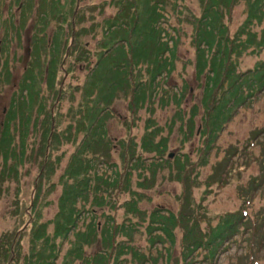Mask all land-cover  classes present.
<instances>
[{
    "label": "trees",
    "instance_id": "obj_1",
    "mask_svg": "<svg viewBox=\"0 0 264 264\" xmlns=\"http://www.w3.org/2000/svg\"><path fill=\"white\" fill-rule=\"evenodd\" d=\"M163 1L113 0L116 6L115 13L100 20L92 18L88 26L82 24L84 12L80 7L72 21L69 19L73 13L75 0H68V9H64L65 3H61V0H39L36 7L33 0H14L12 3L19 7L16 20L13 14L4 18L0 12V27L3 29V35L0 38V87L4 83L8 84L11 78V72L7 66L8 59L4 58L7 45L12 35H16L19 45L20 33L25 27L26 20L32 14L35 16L31 27L33 32L29 40L27 63L0 122V180L16 176L18 166L26 158L25 148L28 145H31V151H34L33 160L38 159L41 167L32 199L33 219L29 223V250L22 258L24 263L55 264L64 242H67L69 247L66 248L60 264H74L76 260H80L81 264H120L123 260L122 256L126 254L139 257V251L132 246L119 241L115 245L113 241L116 233L129 235L134 232L129 230L130 233H128L124 229L129 217L125 216L123 221L113 229L111 225H105L98 230V224L94 222L92 206L104 205L103 193L106 192L105 195H108L107 189L115 183L109 177L98 174L95 165L97 163H105L107 166L113 164L108 160L110 144L106 137L105 122L111 117L109 109L114 99L120 94L126 96L131 93V66L134 63L145 64L146 69L150 71L152 62L148 52L158 47L159 53L162 54V47L165 51L170 48L167 39L163 40L162 30L157 26L159 17L162 16L158 12V3ZM232 1L209 0V4L197 19L193 37L196 47L195 72L198 76H204L203 98L205 100L210 98V104L203 103L205 106L204 131L211 134L218 132L219 128L233 116L237 106L246 99L250 100L259 91H264V59L257 61L252 68L240 71L236 60L231 57V54L238 57L248 47L257 52L264 47V30L257 38L256 32H249L246 28L252 21H261L264 0H248V17L245 23L233 36L229 37L228 30L225 29V32L223 30L224 26L218 13L220 5L224 4V7L228 8ZM211 8L216 10L214 17L208 16ZM53 19L56 21V26L53 32L48 34L47 28ZM65 23L68 24L70 33L65 30ZM99 26L101 36H96ZM86 34L96 39L94 49H89L87 42L83 41L82 37ZM242 35L245 39H242ZM166 37L173 41L172 36ZM175 39L177 40V37ZM202 44L205 47L201 46ZM173 45L174 42L172 47ZM91 56L92 59L89 58ZM65 58L69 59L70 63L69 68L63 70L61 63L66 60ZM78 61L83 62L82 67L86 69L83 81L74 88L78 90L79 97L67 111L69 121L65 127L58 128L65 116L46 107L45 93L51 94L50 97L55 99L60 71L63 70L64 73L72 71L70 66ZM156 75L157 73H153L150 79L153 80ZM60 95L62 96L61 91ZM173 96V102L177 107L174 113L175 119L180 122V126H185L186 120L178 109L181 95L174 93ZM130 102L133 108L140 105L135 101L134 95L131 96ZM163 103L167 104L162 101L161 105ZM150 111H152L151 108ZM192 118L193 116H190L187 119L189 133L192 130ZM147 121H149L147 130L140 137L139 142H134L132 139L127 141L122 158L128 155V161H143L142 154L152 152V158H154L150 162L155 166L151 169L152 175L158 168L163 167V163L167 165L170 161L163 160L166 140L154 139L161 130L160 127L151 118ZM210 138L207 140H212ZM64 144L71 145L74 150L57 179L52 180V175L64 158L65 151L60 150ZM53 152L56 153L49 160ZM175 161L176 165L178 163L177 166L181 167L183 159L182 161L175 159ZM224 173L225 170L220 171L217 180L223 179ZM55 185H59L60 188L56 199V211L51 219L41 220V210L47 202L40 200V197L47 195ZM129 211L138 213L133 206L129 208ZM153 211L151 216L156 218L151 222L157 225L155 228L148 224L147 240L150 244L167 241L172 245L173 229L180 225L183 228L182 264H192L193 252L197 249L203 250V258L210 262L223 243L239 233L241 226L251 225L240 211L218 215L215 223L208 225L206 230L198 226V221L202 220L198 216L201 215L196 216L190 210H181L176 215L173 213L158 215L157 210ZM83 215L90 217L81 229L79 224L85 223V219L81 218ZM261 225L263 224L257 226V231L261 229ZM155 230L159 233H154ZM97 232L101 234L102 248L99 252L88 256L84 253L85 246L95 241ZM103 234H106L105 238H102ZM21 236L20 234L16 238L11 237L10 240L0 239L9 248L0 251V264H7L11 253L16 259L20 250ZM129 239L130 237L127 240ZM112 248L115 252L111 257ZM169 249L171 250L169 247L166 251L165 264L168 263ZM158 256L161 255L158 254ZM146 260L147 257L144 256L138 262L145 264ZM153 261L156 259L153 258Z\"/></svg>",
    "mask_w": 264,
    "mask_h": 264
},
{
    "label": "rangeland",
    "instance_id": "obj_2",
    "mask_svg": "<svg viewBox=\"0 0 264 264\" xmlns=\"http://www.w3.org/2000/svg\"><path fill=\"white\" fill-rule=\"evenodd\" d=\"M12 1L14 0H0V12L4 18L13 14L16 20L19 7ZM33 1L36 7L39 0ZM61 3H65L64 9H68V0H61ZM248 3V0H233L228 8L224 7V4L220 5L218 15L224 26L223 30L224 32L225 29L228 30L229 37L233 36L245 23L248 17ZM208 4L209 0H164L158 3V12L162 16L159 17L157 26L162 30L163 40L167 39L170 48L165 51L162 47V54L159 53L158 47L148 52L152 62L150 71L146 69L145 64L134 63L130 69L131 93L126 96L120 94L114 99L109 109L111 117L105 122V130L110 144L108 160L113 163V166L97 163L95 168L98 174L109 177L115 183L107 189L108 195H105L106 192L103 193L104 205L98 207L93 205L92 213L95 216L94 222L98 224V230L105 225H111L113 229L123 221L125 216L130 218L124 229L128 233H130L129 230L134 232L129 235L116 233L113 241L115 245L119 241L132 246L139 251V257L126 254L122 256L123 260L120 264H139L138 261L144 256L147 257L145 264H153V262L165 264V255L169 247L171 250L169 249L167 264H182L183 228L180 225L173 229L172 245L167 241L150 244L147 240L148 224L155 228L157 225L151 222L156 218L151 216L153 210H157L158 215L168 213L176 215L181 210H190L196 216L201 215L198 216L202 219L198 221V226L202 230H206L208 225H213L218 215L240 211L251 225L241 226L239 233L224 242L210 262L203 258V250H195L192 264H264V91H259L256 97L246 99L237 106L233 116L219 128L218 132L211 134L204 131L205 106L203 103L210 104V98L206 100L203 98L204 76H198L195 72L196 47L193 37L197 19ZM79 7L84 12L82 24L85 26L90 25L92 18L100 20L112 16L116 11L113 0L112 3L111 0H78V2L75 0L73 13L69 18L71 21ZM97 7L99 8L96 9ZM262 9L261 21L255 20L250 26H246L249 32H256L257 38L264 30V6ZM215 15L216 10L211 8L208 16ZM34 19L35 16L32 14L26 20L25 27L20 33L19 45L16 35H12L4 52L6 55L4 58L8 59L7 66L11 72V78L8 84L4 83L0 87V122L27 63ZM55 26L56 21L53 19L48 25V34L53 32ZM64 27L70 33L67 23ZM2 35L3 29L0 27V38ZM98 35L101 36L100 26L96 36ZM166 36H172L173 41ZM241 37L245 39L244 35ZM82 39L87 42L89 49H94L95 38L86 34ZM201 46L205 47L204 44ZM232 55L231 57L237 62L238 70L242 71L252 68L257 61L264 59V47L258 52L248 47L238 57ZM89 58L92 59V56ZM65 59L61 63L63 70L69 68L70 63L69 59ZM83 64L79 61L74 62L70 66L72 71L68 73L60 71L55 99L50 97L51 94L45 93L46 107L65 116L58 128L65 127L69 121L67 111L79 97L78 90L74 88L84 79L86 69L82 67ZM153 73L157 75L152 80L150 77ZM174 93L181 95L178 109L186 120L185 126H180V122L175 119L174 113L177 107L173 102ZM133 95L135 101L142 106L133 108L130 102ZM162 101L167 104L161 105ZM190 116L193 118L192 130L189 133L187 119ZM148 118L160 127L161 130L154 139L166 140L163 160L170 161L169 165L163 163V167L158 168L152 175L151 169L155 167L150 162L154 158H152V152L143 153V161H128V155L122 158L127 141L132 139L134 142H139L140 137L147 130ZM170 121L173 122L169 123ZM208 138L212 140L209 141ZM60 150H64L65 155L52 175V180L57 179L74 147L64 144ZM55 153H52L49 160ZM184 155L185 158H183ZM25 156V160L18 166L16 176L0 180V239L10 240L11 237L16 238L22 235L20 250L16 255L18 261L11 253L7 264L24 263L22 258L29 250V223L33 219L32 199L41 167L38 159L33 160L34 151H31V145L26 146ZM175 159H181V161L183 159L181 167L177 166L178 163L176 165ZM223 167L224 178L219 181L217 176L220 171H224H222ZM126 172H128L127 175ZM59 191V185H55L47 195L40 197V200L47 202L46 205L43 204L45 206L41 210V220L53 217ZM132 206L138 211L137 214L129 211ZM90 216L81 217L85 219L83 225L79 224L81 229L89 221ZM259 224L263 225L257 231ZM154 233L159 231L155 230ZM105 237L106 234H103L102 238ZM128 237H130L129 240H127ZM100 238L101 234L97 232L95 241L85 246L86 255L91 256L100 251L102 248ZM68 247V243L64 242L55 264H60ZM4 249H9L8 245L0 241V251ZM114 250V248L111 249V257L114 256ZM7 256H9L8 253ZM153 258L156 261H153ZM74 264H81V261L76 260Z\"/></svg>",
    "mask_w": 264,
    "mask_h": 264
},
{
    "label": "water",
    "instance_id": "obj_3",
    "mask_svg": "<svg viewBox=\"0 0 264 264\" xmlns=\"http://www.w3.org/2000/svg\"><path fill=\"white\" fill-rule=\"evenodd\" d=\"M77 2H78V0H77Z\"/></svg>",
    "mask_w": 264,
    "mask_h": 264
}]
</instances>
